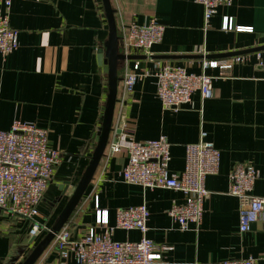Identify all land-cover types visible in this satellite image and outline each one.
<instances>
[{
    "label": "crops",
    "instance_id": "1",
    "mask_svg": "<svg viewBox=\"0 0 264 264\" xmlns=\"http://www.w3.org/2000/svg\"><path fill=\"white\" fill-rule=\"evenodd\" d=\"M114 10L119 51L128 56L118 66V95L109 143L84 197L63 228L74 237L95 225L96 204L109 212L115 225L117 208L146 204L150 215L147 237L165 247L155 264H219L227 259L255 258L264 264V215L246 232L239 230L240 200L230 194L232 170L250 165L258 172L251 194L264 197V0H233L217 8L208 27L204 7L196 0H109ZM225 16L253 31L224 30ZM157 20L163 38L149 54L127 50L124 36L131 24ZM10 26L19 32L18 48L0 57V130L16 119L48 131L49 144L62 152L60 164L36 207L34 220L49 228L32 236V220L0 209V264H18L33 252L53 227L85 173L100 138L108 96V73L99 64V50L109 38L104 0H13ZM246 56L221 74L205 67L208 60ZM147 75L131 92L124 77L136 62ZM164 65L214 77L213 96L196 91L179 111L166 109L157 95L156 70ZM220 150L216 173L208 174L210 196L204 202L200 226L181 229L169 216L180 191L145 188L125 182L126 148L112 152L124 138L147 141L166 136L170 142V171L185 166L186 145L201 133ZM98 232H102L98 228ZM138 230L116 229L118 241H137ZM34 264H77L61 258L54 239Z\"/></svg>",
    "mask_w": 264,
    "mask_h": 264
},
{
    "label": "built area",
    "instance_id": "2",
    "mask_svg": "<svg viewBox=\"0 0 264 264\" xmlns=\"http://www.w3.org/2000/svg\"><path fill=\"white\" fill-rule=\"evenodd\" d=\"M233 0H196L204 7L206 26L217 8L231 5ZM13 0H0V57L5 58L19 46V32L9 23ZM165 26L153 19L146 24H131L124 36L127 50L149 54L151 46L162 40ZM224 30L253 31L249 26H238L233 18L225 16ZM258 62L264 66V51L257 53ZM246 56L228 60H208L205 67L219 68L225 74L236 62ZM147 75L137 61L124 77V91L131 92L136 82ZM157 95L163 106L179 111L192 100L198 91L203 99L211 98L213 79L205 73H188L184 67L164 65L155 71ZM201 133L200 141L186 145L185 166L180 172L170 171V142L166 136L147 141L124 138L112 145V152L126 148L128 162L123 169L125 182L145 188H165L180 191L182 203L173 202L169 216L181 229L191 224L199 227L204 215V202L210 196L205 186L208 174L216 173L220 165V150ZM62 152L48 141V131L33 122L14 120L9 130H0V209L32 220V236L48 230L46 224L34 220L36 207L48 187ZM257 170L250 165L238 164L231 173L230 194L240 200L239 230L246 232L264 215V197L251 194ZM149 209L146 204L117 208L115 225L109 224V212L96 204L95 225L74 237L62 228L54 238L59 256L65 260L73 256L77 264H155L164 260L165 247L147 237ZM101 229L102 232L97 230ZM138 230L142 237L137 241H118L114 231ZM219 264H258L255 258L227 259Z\"/></svg>",
    "mask_w": 264,
    "mask_h": 264
},
{
    "label": "water",
    "instance_id": "3",
    "mask_svg": "<svg viewBox=\"0 0 264 264\" xmlns=\"http://www.w3.org/2000/svg\"><path fill=\"white\" fill-rule=\"evenodd\" d=\"M104 7L106 16L109 22V38L105 44L104 48L99 50L98 61L99 64L104 66V70L108 73V96L106 102L105 113L103 117L102 128L100 131V138L92 155V159L81 177L75 192L72 194L68 200L66 206L60 213L55 224L49 230L46 237L38 244V246L33 250V252L24 260V262H19L18 264H34L42 252L46 249L49 243L55 238V235L64 227L71 214L80 203L84 197V193L90 184L98 163L100 162L105 149L109 143V135L112 129L113 116L115 105L117 102L118 95V66L119 63L125 61L128 56L120 53L119 51V36L117 33V25L114 16V10L111 6L109 0H104ZM14 260L12 264L15 262Z\"/></svg>",
    "mask_w": 264,
    "mask_h": 264
}]
</instances>
